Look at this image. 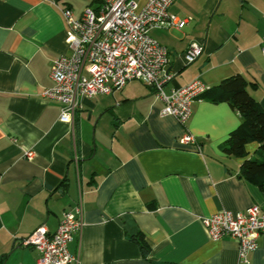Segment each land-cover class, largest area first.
Listing matches in <instances>:
<instances>
[{
  "label": "crops",
  "instance_id": "obj_1",
  "mask_svg": "<svg viewBox=\"0 0 264 264\" xmlns=\"http://www.w3.org/2000/svg\"><path fill=\"white\" fill-rule=\"evenodd\" d=\"M100 4L0 0V264H35L37 252L20 241L40 226L54 233L77 207L82 226L68 243L71 264H264V236L244 263L234 239L211 240L202 224L223 210L264 211V192L240 169L245 159L264 160L260 144L245 145V157L221 150L240 124L229 105L199 97L181 125L160 114L150 87L133 81L112 95L78 97L67 123L59 103L42 97L53 85V60L70 54L61 9L79 17ZM169 12L190 20L149 32L175 74L166 91L194 81L209 89L241 75L264 110V0H176ZM191 43L203 52L186 65ZM185 132L200 152L177 143ZM137 234L146 254L131 239Z\"/></svg>",
  "mask_w": 264,
  "mask_h": 264
},
{
  "label": "built area",
  "instance_id": "obj_2",
  "mask_svg": "<svg viewBox=\"0 0 264 264\" xmlns=\"http://www.w3.org/2000/svg\"><path fill=\"white\" fill-rule=\"evenodd\" d=\"M176 0H144L139 7L135 0H101L97 9L85 8L75 17L69 8H62L65 23L67 56L55 58L50 67L52 87L41 93L46 100L60 105V119L71 123L79 107L78 97L112 95L126 84L136 81L153 90L162 102L161 115L173 117L184 125L191 115L193 102L208 88L199 81L166 91L175 74L168 70L167 48L153 39L151 30L181 29L190 18L180 19L169 12ZM264 55V36L260 45ZM203 45L191 43L183 58L186 65L195 62ZM177 143L201 151L197 139L185 132ZM24 156L32 159V152ZM81 209L73 208L63 214L54 233L38 227L20 241L21 247L37 252L35 264H71L74 257L68 243L81 230ZM211 240L229 237L237 242L241 262L264 236V211L252 205L244 211H219L202 219Z\"/></svg>",
  "mask_w": 264,
  "mask_h": 264
},
{
  "label": "trees",
  "instance_id": "obj_3",
  "mask_svg": "<svg viewBox=\"0 0 264 264\" xmlns=\"http://www.w3.org/2000/svg\"><path fill=\"white\" fill-rule=\"evenodd\" d=\"M248 86L249 83L244 77L235 75L222 80L199 96L213 103L225 102L239 114L240 124L221 145V150L229 156L245 157V145L253 142L260 144L259 154L264 152V110L249 94ZM240 169L246 180L264 192V160L245 159ZM131 239L143 254L148 252L149 248L141 234Z\"/></svg>",
  "mask_w": 264,
  "mask_h": 264
}]
</instances>
